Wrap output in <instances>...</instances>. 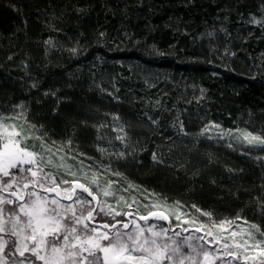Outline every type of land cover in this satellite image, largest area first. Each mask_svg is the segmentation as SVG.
<instances>
[{"label":"trees","instance_id":"1","mask_svg":"<svg viewBox=\"0 0 264 264\" xmlns=\"http://www.w3.org/2000/svg\"><path fill=\"white\" fill-rule=\"evenodd\" d=\"M262 4L264 0H0V113L18 111L14 106L23 104L27 118L57 141L75 126L76 148L93 158H79L85 167L93 160L110 163L139 186L132 195L141 205L148 203L146 195L156 193L169 203L181 201L192 215L199 216L191 208L196 204L218 218L240 213L264 227V213L252 199L261 192L258 163L226 147V140L193 139L212 123L225 130H264V35L245 23L250 13L260 15ZM49 38L55 47L46 52ZM72 48L76 54L68 51ZM112 115L130 124L133 140L146 147L139 155L142 163L101 157L96 150L97 144L109 145L97 141L90 125L111 124ZM149 116L159 120L158 127ZM177 116L190 136L176 134L172 123ZM102 133L116 135L110 129ZM113 143V151L121 147L119 141ZM158 146L168 163L190 162L187 174L153 166L151 152ZM209 153L216 160L210 166ZM67 163L80 166L77 160ZM225 166L244 171L230 180ZM197 167L203 171L192 177ZM119 194L130 197L128 191Z\"/></svg>","mask_w":264,"mask_h":264},{"label":"snow or ice","instance_id":"2","mask_svg":"<svg viewBox=\"0 0 264 264\" xmlns=\"http://www.w3.org/2000/svg\"><path fill=\"white\" fill-rule=\"evenodd\" d=\"M245 23L258 27L264 35V4L260 15L250 13ZM51 30L58 31L54 26ZM206 35L212 38L214 33ZM44 44L46 52L55 47L52 38ZM68 51L77 53L76 48ZM228 54L225 49V55ZM156 103L159 105V101ZM58 108L59 101L53 114ZM14 109L19 110L0 113V264H264V227L260 224L248 221L240 213L218 218L214 211L192 204L191 208L206 218L200 220L184 211L181 201L169 203L156 193L146 195L148 203L141 205L132 195L139 186L127 181L110 163L93 160L85 167L84 160L79 158H93L76 148L75 126L71 135L57 141L42 124L27 118L23 104ZM148 119L152 126H159L158 119ZM111 120V124L105 121L90 125L96 130L97 141L107 140L109 145L97 144L101 157L142 163L139 155L147 149L133 140L131 125H126L118 115H112ZM80 124L89 126L86 120ZM172 127L178 136L191 135L178 116ZM104 129L116 135L107 137L102 133ZM213 129L217 131L209 135ZM200 137L226 140V147L258 163L262 169V183L258 186L261 192L252 199L264 213V130H225L212 123L193 137L195 143H199ZM113 141L121 145L115 151ZM174 147L175 141L168 145V151L172 152ZM68 160H77L80 166L69 164ZM207 160L209 166L216 162L211 153ZM151 161L153 166L184 169L186 174L190 163H168L159 146L151 152ZM49 168L56 171H47ZM201 171L197 167L191 172L192 177ZM225 171L231 180L244 169L225 166ZM111 177L125 181L127 187L118 185ZM210 182L216 184L214 179ZM122 191H128L130 197L119 194ZM229 192L236 195L231 189ZM173 219L179 222L175 226ZM181 224L193 225L194 232L202 234L182 235L190 229L180 227Z\"/></svg>","mask_w":264,"mask_h":264},{"label":"rangeland","instance_id":"3","mask_svg":"<svg viewBox=\"0 0 264 264\" xmlns=\"http://www.w3.org/2000/svg\"><path fill=\"white\" fill-rule=\"evenodd\" d=\"M51 169H53L54 172L56 171L55 168H51ZM134 207H135V205H134ZM195 216L199 217L200 220H206V218H201V217L198 216V215H195ZM142 222H143V221H142ZM162 223H164V226H168L167 223H165V222H162ZM177 223H179V222L173 219V221H172V225L175 226ZM180 227L185 228V229H190V231H193V232H194V227H195V226L190 225V224H181ZM176 230H177V231H178V230L180 231V228H177ZM184 233H185V232H184ZM184 233H183V234H184ZM199 234H202V233H199Z\"/></svg>","mask_w":264,"mask_h":264}]
</instances>
